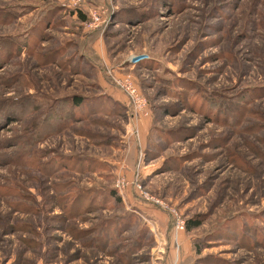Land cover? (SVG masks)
<instances>
[{
  "label": "rangeland",
  "instance_id": "rangeland-1",
  "mask_svg": "<svg viewBox=\"0 0 264 264\" xmlns=\"http://www.w3.org/2000/svg\"><path fill=\"white\" fill-rule=\"evenodd\" d=\"M78 2L0 0V264H264V0H99L88 39ZM133 182L200 216L180 248Z\"/></svg>",
  "mask_w": 264,
  "mask_h": 264
},
{
  "label": "built area",
  "instance_id": "built-area-1",
  "mask_svg": "<svg viewBox=\"0 0 264 264\" xmlns=\"http://www.w3.org/2000/svg\"><path fill=\"white\" fill-rule=\"evenodd\" d=\"M74 4H79L78 0ZM88 19L86 21V29L94 31L101 27L104 23V15L98 6H87L86 8ZM109 75V73H106ZM112 82L119 88L127 97L130 110H129V126L130 133L137 134L138 130L135 128L137 122L148 114V103L143 94L139 91L138 86L135 84L133 77L129 74L122 76H113ZM121 182H117L116 186L121 190L123 188ZM139 198H141L147 204L160 208L168 214L169 220L171 221V237L173 244L176 249L179 247L178 235L185 232V218L178 212V210L172 206L166 204V202L145 190L139 185L133 182ZM152 208V207H151ZM149 224L152 228L155 227L156 222L148 219Z\"/></svg>",
  "mask_w": 264,
  "mask_h": 264
},
{
  "label": "trees",
  "instance_id": "trees-1",
  "mask_svg": "<svg viewBox=\"0 0 264 264\" xmlns=\"http://www.w3.org/2000/svg\"><path fill=\"white\" fill-rule=\"evenodd\" d=\"M41 2H48L50 0H38ZM95 6V5H93ZM76 16L81 20L86 22L88 19L87 12L81 5L80 8L75 10ZM101 95L103 96H97L96 98L103 99L105 98L106 101L112 102L113 107L112 108H121L123 111L128 107V106H123L121 105L118 101L114 100L112 97H110L107 94L102 93ZM94 96L88 97V96H81V95H75L73 96L68 103V107L70 109H73L75 111L76 109L82 108L84 105H86V99L92 100ZM103 97V98H102ZM81 113V112H78ZM110 196L116 200H119V197L116 195V190L110 188L109 189ZM168 224L170 225V228L168 230H171V221L169 220ZM202 224V220L199 215L191 216L189 218L185 219V231H191L194 228L199 227Z\"/></svg>",
  "mask_w": 264,
  "mask_h": 264
},
{
  "label": "crops",
  "instance_id": "crops-1",
  "mask_svg": "<svg viewBox=\"0 0 264 264\" xmlns=\"http://www.w3.org/2000/svg\"><path fill=\"white\" fill-rule=\"evenodd\" d=\"M76 0H73V3L75 2ZM95 2H97V5H95V6H98V2H99V0H94ZM82 6H83V8L86 10V8H87V5H84V4H82ZM90 6H93V5H90ZM99 7V6H98ZM76 15V13L75 12H73V16H75ZM87 30V29H86ZM85 30V32H84V34L82 35V37L83 38H85V39H88V37H90L92 34H94V31H90V30H87L86 31ZM82 38V39H83ZM103 76H104V78H106L107 80H108V77L105 75V74H103ZM110 81V80H109ZM109 81H107L108 83H110ZM110 84H112V82L110 83ZM109 85V84H108ZM113 91V93L111 94L112 96L111 97H113V99L114 100H116V101H118L121 105H123V106H128L129 105V102H128V99H127V97L126 96H123V94H121L119 91H117V90H115V89H113L112 90ZM124 112H128V108H126L125 110H124ZM144 121V120H143ZM137 129H138V126H137ZM138 138H139V141H140V145H142V142H141V138H140V135H139V133H138ZM145 210H147V211H153V209H151V207H148V208H144ZM155 218V217H154ZM154 220V219H153ZM156 223H158V227H159V225H160V221L159 220H157L156 221ZM159 236H158V238H159V240H161V245H160V250L162 251V250H165L166 248H167V250H168V252H171V249H170V247L168 246V245H170L171 246V244H172V246H174V244L172 243V237H171V230H168V231H166V226H165V224L164 223H162V225H161V227H160V229H159ZM181 236L182 235H180L179 236V239L181 238ZM182 239V238H181ZM178 243H179V245H180V243H181V241H178ZM172 248V247H171ZM178 248H180V247H178ZM163 252V251H162ZM157 260H159V257H157L156 258ZM157 263V262H156ZM159 263V262H158Z\"/></svg>",
  "mask_w": 264,
  "mask_h": 264
}]
</instances>
